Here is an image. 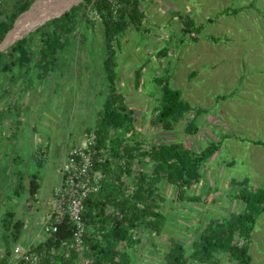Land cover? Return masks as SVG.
<instances>
[{
    "label": "rangeland",
    "instance_id": "obj_1",
    "mask_svg": "<svg viewBox=\"0 0 264 264\" xmlns=\"http://www.w3.org/2000/svg\"><path fill=\"white\" fill-rule=\"evenodd\" d=\"M35 1H0V18ZM139 7L145 13L142 26L127 27L118 38V46L114 44L113 55L116 90L133 109L136 130L145 139L155 134L163 139L177 138L194 150L212 140H222L202 166L200 182L187 192L198 196L199 201L179 200L170 192L171 187L163 184L165 202L161 208L167 224L162 233L157 236L149 229L137 230L131 264H165L164 246L170 244V238L184 243L187 255L190 242L205 223L245 208L236 196L240 186L234 181H244L249 191L264 189V144L250 141H264V0H139ZM81 8L91 25L88 33L85 31L84 43L80 41V21L52 68L39 75L32 71L33 78L20 80L21 86L16 83L7 89L0 82V117L5 116L8 122L0 134V199H5L4 205L0 204V256L4 251V211L10 209L14 220H23L20 238L27 243L35 222L31 221L34 215L27 213L33 200L29 194L30 173L38 171L37 199L44 200L59 181L56 168L65 149L87 138L86 128L93 126L92 116L110 86L101 64L105 51L102 22L93 11ZM187 14L198 29L184 35L182 24ZM39 23L7 41L12 40V44ZM194 33L198 35L196 41L192 40ZM31 43L34 59L38 54L37 35ZM162 77L172 88H178L192 107L202 109L194 134H185L181 121L172 132L147 130L159 95L156 78ZM36 159L41 163L38 168ZM18 183L22 188L11 196ZM8 241L13 248L18 247ZM248 254L250 264H264V211L255 216ZM215 256L218 264H233L225 254ZM77 264H87V259L80 256Z\"/></svg>",
    "mask_w": 264,
    "mask_h": 264
},
{
    "label": "trees",
    "instance_id": "obj_2",
    "mask_svg": "<svg viewBox=\"0 0 264 264\" xmlns=\"http://www.w3.org/2000/svg\"><path fill=\"white\" fill-rule=\"evenodd\" d=\"M30 3H25L19 11L17 9L0 18V42L12 27L19 12L25 10ZM81 7L93 11L102 22L105 51L101 64L104 78L110 86L101 101L100 109L92 116L93 126L86 128L87 138L65 149L56 168L59 181L44 200L37 199L38 171L30 173L29 194L34 201L29 202L31 210L27 213L35 216L31 220L35 222L34 225L31 224V237L27 243L23 244V239L20 238L23 220H14L10 209L4 211L1 221L4 228V234L1 236L4 251L0 256V264H77L80 256L87 259V264H131L132 249L138 242L135 237L137 230L149 229L158 236L167 224V217L161 208L165 202L162 185L170 186V192L176 193L179 200L199 201L198 196L187 192L200 182L202 166L216 152L222 141L212 140L201 144L199 150H194L187 142L183 143L177 138L163 139L155 134L148 135L145 139L142 133L136 130L134 111L126 106L122 93L116 90V61L113 55L114 44L118 46V38L126 28L140 29L142 26L145 13L139 7V0H118L117 6L108 0H83V3L73 5L60 16L45 21L0 50V82L3 87L9 89L20 80L30 81L33 78L32 71L39 75L52 68L58 59V52L65 48L74 33L73 29L80 21L83 27L80 41H86V34L91 25L84 10L81 12ZM185 17L186 20L182 24L184 35L198 29L188 14ZM36 35L38 54L33 59L30 52L31 41ZM197 39L198 35L192 34V40ZM4 75L9 77L8 81ZM2 77L5 79H1ZM156 79L160 82L159 95L151 109L147 130H150V133L157 130L172 132L181 121L184 123L185 134L197 132L196 118L202 109L198 106L192 107L181 96L178 88H172L168 84L167 78ZM20 93L19 89L18 94ZM12 120L16 124L17 121L14 118ZM184 120L186 121L183 122ZM6 125L8 126L7 118L0 117V134L4 132L2 127ZM89 140L90 146L96 150L92 172L88 175L93 179L90 182L82 181L84 177L77 176L78 178L71 180L69 176H73L72 170L63 169L64 164L72 149L80 148ZM250 141L264 144L261 140ZM77 159L81 161L79 156ZM36 163V167L41 165L39 159H36ZM97 172L100 173L98 181ZM234 183L240 186L236 190V196L242 199L245 208L241 212L231 211L228 216L205 223L198 237L190 242L191 251L187 255L184 243L170 238V244L164 246L165 264H218L219 260L215 254L220 253L225 254L233 264H250L249 237L254 228L255 216L264 211V189L249 191L246 190L244 181ZM77 184L83 187L90 185L87 193L78 188V194H81L79 215L82 223V242L79 244L75 240L77 220L72 217L68 208L60 213L54 205V199L60 195L66 197L63 206L68 205L67 200L72 198L70 190ZM20 185L18 183L11 190L12 193L18 194L22 188ZM15 193L10 195L14 196ZM7 198L10 200V197ZM4 200L2 197L0 204L4 205ZM58 215L60 218H56ZM8 240L16 242L21 252L14 254V245L11 246Z\"/></svg>",
    "mask_w": 264,
    "mask_h": 264
},
{
    "label": "built area",
    "instance_id": "obj_3",
    "mask_svg": "<svg viewBox=\"0 0 264 264\" xmlns=\"http://www.w3.org/2000/svg\"><path fill=\"white\" fill-rule=\"evenodd\" d=\"M109 2L114 3V6L118 5V0H108ZM91 140H89L88 142H86V144H83V146H81L80 148H75L72 149L70 151V155L69 158H67V161L64 164L63 169L68 170L69 168H71L72 170V177L69 176V178H71V180L73 178H78L80 176L84 177L82 179V181H91V179H93V177L89 176V173L92 172V166L94 163V158L93 155L95 154V149L94 147L90 146L91 144ZM78 149H83L84 151H79ZM77 156H79L81 158V161H79L77 159ZM76 160L78 162H76ZM99 161V160H97ZM97 176L96 178H98L96 181L99 180L100 178V173L97 172ZM78 176V177H77ZM90 178V180H89ZM83 185H85V182L83 183ZM83 185H76V187L73 190H70L72 198L70 200H67L68 205L63 206L66 200L65 195H60L59 198H57L56 200L54 199V205L57 206V208L60 210V213H63V210L67 209L70 211V214L72 215V217H74V219L77 220V234L75 235L76 238V242L81 243L82 242V238L80 237V233H81V221H80V208H81V194H78V188H81L85 193H87L90 190V185L88 184L86 187H83ZM56 218H60L59 215L58 217L56 216ZM55 230V227H54ZM21 249L20 247H16L13 249V253L17 254L20 253Z\"/></svg>",
    "mask_w": 264,
    "mask_h": 264
},
{
    "label": "bare ground",
    "instance_id": "obj_4",
    "mask_svg": "<svg viewBox=\"0 0 264 264\" xmlns=\"http://www.w3.org/2000/svg\"><path fill=\"white\" fill-rule=\"evenodd\" d=\"M77 0H45L41 5L34 11L30 12L25 16L20 17V19L15 22V26L10 31L6 38L13 37L15 35L23 33L26 29L30 28L33 25H37L39 22L43 21L46 18L51 17V14L60 13L65 10L68 5ZM57 13V14H58ZM56 15V14H54ZM43 18V19H42Z\"/></svg>",
    "mask_w": 264,
    "mask_h": 264
},
{
    "label": "water",
    "instance_id": "obj_5",
    "mask_svg": "<svg viewBox=\"0 0 264 264\" xmlns=\"http://www.w3.org/2000/svg\"><path fill=\"white\" fill-rule=\"evenodd\" d=\"M80 1H81V0L70 3V4L68 5V7L66 8V10L70 9L73 5H77ZM41 2H42V0H37V1H35L34 3H32V4L30 5V7L28 8V10H27L26 12L23 13V15L25 16V15H27L28 13H30L32 10H35L36 7H37V5H38L39 3H41ZM66 10H63V11H61L60 13H58V12H59V11H58V12H57L58 14H57V13H54V14H56V15L51 14V15H52L51 18L60 16L61 13L64 12V11H66ZM20 17H21V15H20ZM51 18H49V19H51ZM42 19H43V18H42ZM43 23H44V22H43ZM39 24L41 25L42 23H39ZM14 26H15V22H14L12 28H11L10 30L7 31V33L5 34L3 40L0 42V50H3L4 48L8 47V46L11 44V41H12V40L7 41L6 36H7V34H8L10 31H12V29L14 28ZM20 38H21V37H20ZM18 39H19V37H18Z\"/></svg>",
    "mask_w": 264,
    "mask_h": 264
}]
</instances>
